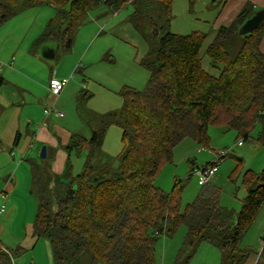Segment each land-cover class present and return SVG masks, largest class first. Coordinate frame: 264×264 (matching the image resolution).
Listing matches in <instances>:
<instances>
[{"label":"trees","instance_id":"16d2710c","mask_svg":"<svg viewBox=\"0 0 264 264\" xmlns=\"http://www.w3.org/2000/svg\"><path fill=\"white\" fill-rule=\"evenodd\" d=\"M172 3L0 0V27L20 10L55 8L56 18L48 22L38 45L53 39L70 50L88 12L100 6L105 15L131 6L133 27L144 39L154 37L156 42V48L140 62L149 72L144 88L123 86L120 109L104 114L103 125L92 126L89 139L78 134L69 137L63 146L67 157L61 173L41 160L29 161L32 192L37 196L30 232L36 240L50 243L54 264H81L82 254L88 264H156L158 242L173 236L181 225L186 233L176 264H186L203 241L222 251V264H244L251 252L240 248V242L264 203V168L242 173L246 195L237 212L221 205V190L210 183L181 211L184 181H176L172 191L166 192L156 185V179L172 162L173 150L184 138L208 147L212 125L233 129L244 140L251 138L258 124L264 125V53L260 50L264 20L242 35L243 44L235 55L225 49L226 43L239 35L246 18L254 14L253 8L245 6L229 26L217 30L205 51L215 74L202 63L207 34L182 35L166 29L173 18ZM3 84L0 72V87ZM80 94L90 97L83 89ZM113 121L123 128L122 151L113 159L102 157L95 162L106 127ZM82 150L87 151L86 159L81 171L73 174L71 155ZM0 264H13V252L1 242Z\"/></svg>","mask_w":264,"mask_h":264},{"label":"rangeland","instance_id":"374dc122","mask_svg":"<svg viewBox=\"0 0 264 264\" xmlns=\"http://www.w3.org/2000/svg\"><path fill=\"white\" fill-rule=\"evenodd\" d=\"M193 2L194 0L191 3L190 0H173V18L170 26L166 29L182 35L190 34L194 30L205 31L207 38L201 49L203 67L209 72L217 74L210 65L206 49L203 50L205 43H209L213 37L212 20L209 25L205 24V20L208 17L214 19L217 11L213 12V16H209L210 12L206 11L194 13L191 10L192 8L194 10ZM103 10V7L100 6L88 12L84 23L76 31L70 50H66L57 40H52L55 43L54 59H48L39 53L38 44L35 41L46 30L47 21L55 15V10L51 5L28 8L27 11L10 19L0 27V60L6 67L5 70H1L2 75L18 85H20L21 77L9 71L33 79H39L44 75L43 83H45L46 89H39L38 92L40 97L45 99L43 102L45 110L50 108L52 102V96L47 91L46 77L53 73L59 64L61 69H67L64 62L76 61L75 65L78 70L69 82L70 85L72 81L78 84L75 86L77 94L85 89L92 95L86 103L83 101L82 105L83 111L90 109L88 115L94 117L95 122L87 117L86 124L81 123L75 111L77 94H73V97L62 104L54 100L55 108L50 113V121L43 127L48 126L47 130H51L53 133L56 131V135L59 137L64 135V130L70 129L72 134L79 133L89 139L93 132L90 124L98 128L103 125L101 120L104 114L113 109H120L122 98L119 95V90L123 86L143 89L148 80L149 72L140 62L146 53L156 48L154 37L150 38L151 41L146 40L133 27L129 21V15L132 12L131 6L119 9L109 15H105ZM11 43L12 45H10ZM242 44V35L236 34L231 41L226 43L225 49L229 54L235 55ZM9 62L14 64L11 66L14 69L7 67ZM11 84L14 85V83ZM73 89L74 86H71L70 91ZM82 98H86V96ZM45 110L41 119L49 117ZM118 110H113V112ZM59 111L64 114L63 117L58 116ZM113 122L106 127L104 141L96 155L95 162L99 163L102 157L113 159L122 151L123 128L116 121ZM261 130L260 123L252 131L251 138L244 140L238 138L233 129L226 130L221 126L212 125L208 129L210 137L208 147L199 145L193 138H184L175 146L172 162L157 177L156 185L166 192H171L176 181L183 180L184 187L180 206L183 211L187 204L200 193L202 186L210 183L221 190L220 203L222 206L236 212L239 211L246 195L242 185V173L250 166L255 165L256 158L264 157V144H260L258 140ZM239 141L242 143L238 144ZM21 143L20 148L23 146L26 148L25 157L20 156L13 148L14 156L8 155L10 161L0 168V208L4 206L3 212H0V242L13 252V264H31L33 262L54 264L50 244L43 238L36 240L30 232L37 211V196L31 192L29 172V160H32L34 155L32 149L28 150L32 139L23 138ZM42 147L39 148V153ZM221 151L227 152L228 156L220 161L217 167L218 171L210 181L200 184L193 167L200 168L215 162ZM86 156V150L71 155L73 174L81 171ZM235 157L240 158L242 163L238 164ZM57 161L59 162V156ZM192 161H194V165H191ZM45 162L46 160L43 159L44 164ZM263 168L264 166L255 172ZM9 175L13 177V181H10ZM7 184L13 185L10 192L9 188H6ZM262 231H264V203L240 242V248L244 250L249 248L251 251L244 264H255L258 261L259 264H264V253H262L263 249L259 239L264 236ZM185 233V227L181 225L173 236L160 239L155 252L156 264L177 263V254ZM81 256L83 261L81 264H88V257L84 254ZM222 256L223 253L219 248L203 241L186 264H222Z\"/></svg>","mask_w":264,"mask_h":264},{"label":"crops","instance_id":"0c3cea01","mask_svg":"<svg viewBox=\"0 0 264 264\" xmlns=\"http://www.w3.org/2000/svg\"><path fill=\"white\" fill-rule=\"evenodd\" d=\"M191 2L192 0H190V3ZM194 3H195V0L193 2L194 10L193 8L191 9L194 13L206 11V12H210L209 16H213V12L217 11L214 19L212 18L210 19L208 17L205 20L206 25H209L210 20H212L211 30H212L213 37L211 41L213 40L217 30L221 27L229 26L235 20V18L240 14V12L245 6L252 7L254 12L264 9V0H196V3L195 4ZM52 8L55 10L53 6ZM25 11H27V9L20 10L16 16H18L19 14ZM54 18H56V10H55V15L51 19H54ZM51 19L47 21V24ZM247 19L248 18H246V20ZM194 31L200 32V33L205 32V31H200V30L199 31L194 30ZM99 33H102V32H99ZM205 34L207 33L205 32ZM38 38L35 39L36 42ZM52 40L53 39L40 43L37 46L38 52L41 53L43 56L44 54L47 55L49 51L46 52L45 50L47 49L52 50L55 47V43H53ZM211 41L209 43H205L203 50L207 49ZM10 45H12V43ZM260 50L264 53V35L260 42ZM98 52L100 54V50ZM54 58L55 57H52V59ZM64 63L67 65V69L65 68L61 69L60 64H59L56 70L53 71V73H50L46 77L45 79L46 83L47 81L49 83V80L51 79V77H56L59 79L65 78V79H68V82L70 81V79H72V77L76 74V71L78 70V67L75 65L76 61H66ZM8 64H9L7 66L8 68L14 69L11 67V66H14L13 63L9 62ZM4 66L5 64L2 63V60H0V72L2 69L5 70L6 67ZM9 72L21 77V82H20V85H18V83L10 80L9 78H8L9 80L4 78V84L0 87V168L8 164V161H10L9 156H14L12 152L13 148H15L16 152L20 154V156L25 157L26 148H24V146L20 148V146L22 145L21 141L23 138H25V139H32V143L30 144L31 146L30 145L28 146V150L32 149V154L34 155V157L32 158V160H29V161L39 163L40 160L43 161V159H46L45 163L48 165V167H50V169L53 172H55L56 174L61 173L64 168V164H65L66 157H67V153L64 150L63 146L67 143L69 137L73 134L72 132L69 131L70 129H67L66 131L64 130V135L59 137V135H56L57 134L56 131L55 133H53L51 130H47L48 126L46 128L43 127V125H45L46 123L48 124V122L50 121L49 120L50 115L48 118L44 117L41 119V116H43L44 114L43 111L45 110V104L43 103L45 99L40 97L38 90L46 89L45 83H43L44 75L43 77H40L39 79H33V78H28L22 74H17L16 72H11V71ZM68 82L66 86L64 87V89L61 91V93L58 95V97H54V95L49 92L48 86H47V91L50 94V96H52L51 97L52 102L50 101L51 104H55V101H58L62 104L65 101H67L70 97H73V94H77L78 91L75 88V86H78V84H76L75 81H72V84L70 85V82L69 83ZM11 83H14V85H12ZM71 86H74V89L70 91ZM83 86H84V83H83ZM86 92H87V95H90V97L92 96L91 94H89L88 91ZM86 98H82L79 92L76 95V99H75L76 101L75 111L81 123L84 125L86 124L87 117L90 118L92 122H95L94 117H90L88 115L90 112L89 108L87 109V111H83L82 102L84 101L86 103L87 100L89 99V98L87 99ZM118 109L119 108L113 109V110H118ZM113 110L110 112H113ZM90 125L93 126V124H90ZM261 126H262V130L259 131L258 140L260 144L261 143L263 144V140H264L263 123ZM74 134L81 135L79 133H74ZM42 146H46V154L44 158H41L40 153H39V148ZM238 146H241V145H238ZM58 156H59V162L57 161ZM254 163L255 165L250 166L249 170L255 172L257 171L258 168H262L264 166V157L261 156L259 158H256L254 160ZM194 164H195L194 161H192L191 165H194ZM193 168H196V166H194ZM29 172L31 173L30 165H29ZM8 178L10 179V181H13V177H11V175H9ZM12 186H13L12 184L6 185V188H9V192L12 190L13 188ZM30 189L32 192L33 188L31 186V176H30ZM259 239H260L261 246L263 248L264 236L259 237ZM257 259H258V256H257ZM34 263L35 262L31 264H34ZM255 264H257V262H255Z\"/></svg>","mask_w":264,"mask_h":264},{"label":"built area","instance_id":"2783aa9c","mask_svg":"<svg viewBox=\"0 0 264 264\" xmlns=\"http://www.w3.org/2000/svg\"><path fill=\"white\" fill-rule=\"evenodd\" d=\"M68 82V79H59L56 77H51L48 83V90L51 94L54 95V97H57L59 93L63 90L65 84ZM55 104H51L50 109L46 110V113L50 115L51 112L54 111ZM59 117H63L64 114L62 112H58ZM242 142H238V144H241ZM218 159L210 165H206L204 167H200L196 170V173L198 175V182L200 184H206L210 181V179L217 173L218 171V165L220 161L223 159V157L227 154V152L221 151L218 153ZM4 206H1L0 212H3ZM36 264V263H34Z\"/></svg>","mask_w":264,"mask_h":264},{"label":"water","instance_id":"95a60500","mask_svg":"<svg viewBox=\"0 0 264 264\" xmlns=\"http://www.w3.org/2000/svg\"><path fill=\"white\" fill-rule=\"evenodd\" d=\"M264 20V9L258 10L256 12H254V14L249 17L240 27L239 29V34L240 35H245L247 33H251L252 31H254L257 27L260 26V24L263 22ZM157 34V33H155ZM46 52L49 51V53L46 55L44 54V56H46L47 58H52L54 56V52L53 49H47L45 50ZM46 154V146H43L40 152V157L44 158ZM196 170L198 169V166H196L195 168Z\"/></svg>","mask_w":264,"mask_h":264}]
</instances>
